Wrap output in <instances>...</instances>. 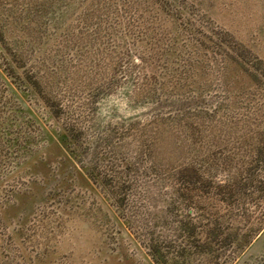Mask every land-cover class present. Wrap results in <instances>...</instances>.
I'll list each match as a JSON object with an SVG mask.
<instances>
[{"label":"rangeland","instance_id":"rangeland-1","mask_svg":"<svg viewBox=\"0 0 264 264\" xmlns=\"http://www.w3.org/2000/svg\"><path fill=\"white\" fill-rule=\"evenodd\" d=\"M1 33L63 106L52 114L0 64L32 122L30 150L0 174V264H154L133 222L165 215L160 163L203 159L221 179L264 141V0H0ZM112 161L131 166L128 201L146 185L150 201L116 205L95 180L120 175ZM263 255L264 231L237 254Z\"/></svg>","mask_w":264,"mask_h":264},{"label":"trees","instance_id":"trees-1","mask_svg":"<svg viewBox=\"0 0 264 264\" xmlns=\"http://www.w3.org/2000/svg\"><path fill=\"white\" fill-rule=\"evenodd\" d=\"M25 63L24 49L12 51L1 33L2 69L5 68L3 70L14 81L25 84L36 102L50 105L46 95L49 77L42 81L45 77H39L33 69L21 72ZM0 83L1 174L4 168L14 165L30 150L32 142L25 129H30L32 122L23 117L19 105L6 94V83ZM62 106L60 102L50 105L52 114L60 113ZM70 120V125L65 123L62 127L61 135L66 142L74 143L80 129L74 127L75 119ZM148 154L153 162L157 161L153 153ZM240 158L236 167L231 160L224 161L228 171L221 179L211 172L210 165L203 164V159H182L175 166L160 163L171 185L163 203L165 215L147 212L137 215L133 211L134 217L138 218L133 222L137 225L135 232L141 237L154 264H264V255L252 263L240 262L237 256L242 248L264 231V141L251 146ZM119 163L112 161L110 164V167L117 165L123 169L119 176L116 172L104 171L103 175L97 173L96 182L112 187L108 193L113 195L118 207L130 202V207L137 208L143 200L150 201L149 185H146L141 199L128 201L126 191L130 189L131 166ZM126 172L128 174H123ZM149 209L153 210L152 207Z\"/></svg>","mask_w":264,"mask_h":264}]
</instances>
